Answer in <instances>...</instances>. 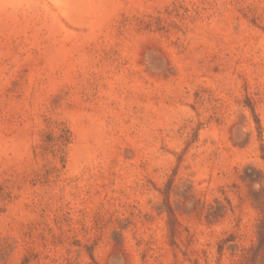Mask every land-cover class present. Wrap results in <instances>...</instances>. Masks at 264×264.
<instances>
[{
	"label": "rangeland",
	"instance_id": "rangeland-1",
	"mask_svg": "<svg viewBox=\"0 0 264 264\" xmlns=\"http://www.w3.org/2000/svg\"><path fill=\"white\" fill-rule=\"evenodd\" d=\"M0 264H264V0H0Z\"/></svg>",
	"mask_w": 264,
	"mask_h": 264
}]
</instances>
